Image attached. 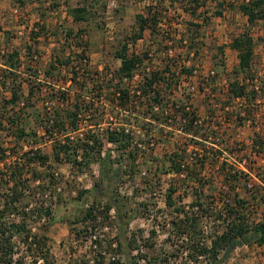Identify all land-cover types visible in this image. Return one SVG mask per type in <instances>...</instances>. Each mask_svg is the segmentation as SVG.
<instances>
[{"label": "trees", "instance_id": "16d2710c", "mask_svg": "<svg viewBox=\"0 0 264 264\" xmlns=\"http://www.w3.org/2000/svg\"><path fill=\"white\" fill-rule=\"evenodd\" d=\"M190 2L192 7L184 11L194 15L201 4L199 0ZM100 7H106L105 0H80L70 8V14L76 23L90 21L94 9ZM238 8L249 24L264 18V0H243ZM162 12L157 2L150 1L144 13L136 14L132 30L116 39L111 55L117 65L109 62L98 68L90 64L83 26L74 36L68 33L74 39V60L58 54L42 64L36 47L30 44L0 55V133L14 139L10 145L0 142V264L13 262L17 253L13 235L25 243V253L42 254V263L33 259L28 264H55L47 257V236L31 234L28 226L34 216L52 217L53 194L49 199L41 196L57 184L54 164L64 162L78 173L91 174L92 166H98V174H91V187L77 194V201L88 202L82 216L70 220V224H83L81 230L71 226V233L86 235V223L99 219L98 208L106 219L113 208L112 221L118 228L114 240L118 251L125 254L122 264H173L178 258V254H164L163 248L153 254H130L136 237L129 230L131 221L142 209L155 206L151 199L131 198L154 193L164 174L178 179L170 181L164 201L171 211L170 232L182 237L186 259L196 263L204 257L205 264H220L236 247L264 245V102L259 105L264 100V79L262 83L254 69L253 37L248 30L231 36L228 45L237 53V64L226 71L221 60L216 75L212 69L213 74L199 79L202 105L206 111L223 113V125L200 117L189 88L181 84L182 77L193 75L195 58L201 51L196 43L198 33L160 31ZM215 13L221 15L220 10ZM189 24L198 26L191 21ZM175 37L179 42L186 40L187 46L176 47ZM139 41L141 47L130 50L129 46ZM224 47L217 46L216 55L222 56ZM182 48L187 55L194 52L192 64H188L189 58L179 60ZM65 67L71 68L70 82L67 87L56 88L48 79H54ZM135 74L138 80L132 86ZM223 79V99L212 100ZM211 89L213 93L208 91ZM42 99L56 101L51 111L40 104ZM235 100L240 105L233 109L231 102ZM246 123L254 130L250 141L230 145L234 129ZM82 124L83 134L74 135ZM173 128L188 139L174 143L172 151L156 157V146L173 138ZM48 142L50 152L42 147ZM255 158L263 160L258 167ZM146 163L150 166L143 168ZM138 176L140 184L135 183ZM127 181L133 183L132 196L121 191ZM189 194L192 200L186 207L183 199ZM204 222L211 224L208 233L203 230ZM103 241L110 248L113 240L91 239L93 252L88 258H72L65 264H104L108 254L101 252ZM114 258L107 263L114 264ZM15 264L25 263L17 258Z\"/></svg>", "mask_w": 264, "mask_h": 264}, {"label": "rangeland", "instance_id": "374dc122", "mask_svg": "<svg viewBox=\"0 0 264 264\" xmlns=\"http://www.w3.org/2000/svg\"><path fill=\"white\" fill-rule=\"evenodd\" d=\"M23 1L24 3H22ZM79 1L80 0H0V25L3 29L2 42L5 44L6 49L11 51L25 44H30L32 47L35 46L36 51H38L37 54L40 63L42 64L47 63L54 55L58 54H63L68 56L70 60H74V39L68 36H74L78 28L83 26L87 30L90 64L98 66V68H102V64L109 62L117 65L118 61H114L111 55L117 46L116 39L132 30L135 26L136 14L144 13L146 6L152 1V4L153 2H157L163 11V20L159 23L160 31L170 32L172 34L176 32L177 34H187L190 32L198 33V39H195L197 47L201 48L198 57H194V52L187 55L185 48L180 49L178 57L179 60H187L189 58L190 61L188 64H192L195 58L197 62L194 63V69L197 70L196 72L198 74L208 73L213 69L216 75V71H219L218 63L221 62V60L225 63L226 71L232 70L237 64L238 58L236 51L229 47V40L231 36L248 30L255 44L254 69L261 77L263 83L264 18L257 20L254 24H249L246 16L238 8V4L243 0H199L201 6L194 15L184 11V8L192 7L193 3H191L190 0H177L173 3L170 2V0H105L106 7L104 9L102 7L94 9L96 12L90 21L76 23L70 14V8L75 7ZM14 8L18 9V15L13 12ZM217 10L221 11V15H216L215 12ZM205 16L209 18V20H203ZM190 21L193 22V24H198V26L190 25ZM29 26H37L38 29L36 31H29ZM18 31H22V35H19L17 33ZM68 33H70V35H68ZM177 38L178 37H175L174 39V42L177 43L176 47L187 46L186 40L179 42ZM33 39L35 40L33 41ZM141 44L142 41H139L137 45H130V50L133 51L140 48ZM221 45L225 46L224 54L218 56L216 55L217 46ZM21 59H23V53ZM69 70V67H65L61 72L59 71L57 76H54V79L48 80H50L56 88L63 86L67 87L70 76ZM192 74V76L182 77L181 84L189 88L190 100L193 102L192 104L199 107V116L223 124L221 122V120H223V113L218 112L214 114L210 111H206L204 105H202V94H200V92L198 93L197 89L198 83L200 82L199 79L201 78L195 73ZM225 88L226 79H223L218 84L216 92L211 89L208 91L214 92V94L211 95L209 92L208 94L211 95L212 100H221L223 99L222 96L224 95L223 91H225ZM262 102H264V100L261 101L259 105H261ZM231 104V108L235 109L240 105V101H232ZM39 130V134H41L42 130ZM172 131L173 138H169V140L156 146L154 151L156 157L160 158L165 151H172L174 143L188 139L179 129L173 128ZM253 131L250 124L237 127L233 131L234 137L229 144L234 145L235 141L248 143L253 135ZM0 142H3L5 145H10L14 143V139L13 137L5 136L3 132L0 133ZM19 144L24 145L25 143L22 142ZM42 147L47 152L51 151V147L48 143H43ZM235 154L237 153L235 152ZM255 160L257 167L263 162L261 158H255ZM8 162L12 163L13 160L8 159ZM149 166L150 164L146 163L143 164L142 167L147 168ZM53 170L57 173V184L52 188V191H47L46 194L41 196L43 199H49V195L53 194L52 217L47 218L45 215H42L38 218L34 216L33 219L29 221L30 223L28 226L31 234L47 236L46 247L48 249L47 257L49 260L54 261L55 264H65L72 258H82L85 256L88 258L93 252V247H91L88 235L91 231L92 233L96 232L98 237L102 240H113L111 241L112 245L110 248H108V244L103 241L101 252L102 254H108L104 264H108L107 260H109V258L113 259V256H115L114 264H122L125 254H123L121 250L118 251V246L114 240L115 237L112 231V226L114 225L113 221L112 219L104 218L100 210L97 213L99 214V219L95 220L94 223H86V235L82 233V237H78L71 233V226H74L77 230H81L82 228L83 224H70V220L74 217H81L84 208L87 207L86 203L88 201H85V199L77 201L76 198L80 190H86L91 187L93 181L91 174H94L93 170H98L97 164L92 166L91 174L88 172H75L71 169L70 164L66 162L54 164ZM173 180L176 182L178 181V179L171 174H164L161 177L160 184H156L157 187L154 193L150 195L149 193L146 194V192L138 196H132L133 190L131 184L133 183L130 181L123 183L121 191L132 196V201L151 199L155 202V206H149L147 210L142 209L140 214L130 223L129 230L134 232L136 236L130 254H153L159 248H163L164 254H178V258L173 264H205L206 259L204 257H200L199 261L196 263L188 258L186 259L184 255L186 253L184 252H186L187 249L183 246L182 237H178L170 232L169 219L171 211L166 207L164 198L165 190L170 181ZM153 181L156 182V180ZM135 183L140 184L139 176L136 178ZM216 183L218 185L221 184L219 179H217ZM36 197L40 198V194H37ZM87 200L90 202V196ZM191 200V194L185 195L183 204H186L187 207V204L191 202ZM33 206L32 204L29 208ZM208 223L209 222H204L203 225L206 224V227L209 229ZM104 226H107V228ZM152 230L154 231L153 235H151ZM167 239L169 240L166 242ZM172 241L173 244H171ZM33 249L38 250L36 247H33ZM18 251L20 255L17 258H22L24 263L31 262L33 259L35 260V256L38 255L43 258L40 252H34V254L25 253L24 247H19ZM237 254H239L238 258L233 259L231 258L232 256H230L227 261L220 264L264 263V250H261L260 253L255 252L251 255L249 251L242 248L237 250ZM169 258H174V256H170ZM118 259L119 262L116 261Z\"/></svg>", "mask_w": 264, "mask_h": 264}, {"label": "built area", "instance_id": "2783aa9c", "mask_svg": "<svg viewBox=\"0 0 264 264\" xmlns=\"http://www.w3.org/2000/svg\"><path fill=\"white\" fill-rule=\"evenodd\" d=\"M13 12H15V14H17L18 15V13H19V11H18V9L17 8H14V10H13ZM16 15V16H17ZM38 28H37V26H29L28 27V30L29 31H36ZM19 35H22V31H18L17 32ZM2 36H3V29L1 28V30H0V55H3V54H5L8 50L6 49V46H5V44L2 42ZM23 53V52H22ZM34 57L36 58L37 56L36 55H34ZM197 70L196 69H194L193 70V73H195V74H197L198 75V77H200V78H204V77H206L208 74H213L214 73V71L213 70H210L208 73H202V74H198L197 72H196ZM69 82H70V77L72 76V71H71V68H70V70H69ZM138 80V75L137 74H135V76L132 78V81H131V84H132V86H135L136 85V81ZM68 82V83H69ZM255 83H257L256 82V80H255ZM236 101V100H235ZM239 101V100H238ZM40 104L41 105H43V107H44V109L47 111H51L52 109H53V106L56 104V101L55 100H50V99H42V101L40 102ZM246 124H250V123H246ZM103 127V126H102ZM102 127H100L101 129H102ZM42 130V129H41ZM83 130H85V125L84 124H82L81 126H80V128L74 133V135H82L83 134ZM40 131V130H39ZM43 134V130H42V133L40 134V135H42ZM22 143V142H21ZM45 144V143H44ZM48 144H49V142H48ZM50 145V144H49ZM24 148H26V145L24 144ZM93 172H94V174L96 175V174H98V170H93ZM253 179H256L254 176H253ZM98 210H100L99 208H98ZM254 210V209H253ZM114 214H115V211H114V209L113 208H111L109 211H108V215H109V219H113L114 218ZM209 224V229L206 227V224L205 225H203V230H204V232L205 233H208V232H210V222L208 223ZM105 228H107V226H104ZM112 231H113V235L115 236L116 235V233L118 232V228H117V226H115V225H113L112 226ZM96 237H98V234H96V232L95 233H92L91 231H90V235H89V241L91 242V239H95ZM12 241L15 243V248H16V251H17V253L16 254H13V262H12V264H15V260H16V258L17 257H19V251H18V248L20 247V248H25L26 247V245H25V243L24 242H22V240L19 238V236H17V235H13L12 236ZM251 245H253V246H255V247H263V245L262 246H258V245H256V244H251ZM250 244H243V245H241V246H239V247H236L235 248V250L233 251V254L231 255L232 257L231 258H233V259H236V258H238L239 257V254H237V250L238 249H242V248H244V247H249V246H251ZM252 255V254H251ZM255 257V256H254ZM256 258V257H255ZM35 259L37 260V263H42L43 262V258L41 257V256H35ZM28 263H30V262H27V263H25V264H28ZM250 264H254L253 262H250ZM261 264H264V263H261Z\"/></svg>", "mask_w": 264, "mask_h": 264}, {"label": "crops", "instance_id": "0c3cea01", "mask_svg": "<svg viewBox=\"0 0 264 264\" xmlns=\"http://www.w3.org/2000/svg\"><path fill=\"white\" fill-rule=\"evenodd\" d=\"M48 62V61H47ZM244 250H246V251H249L251 254H253V253H255V252H261V250H264V245H263V247H255V246H253V245H251V246H247V247H244Z\"/></svg>", "mask_w": 264, "mask_h": 264}]
</instances>
